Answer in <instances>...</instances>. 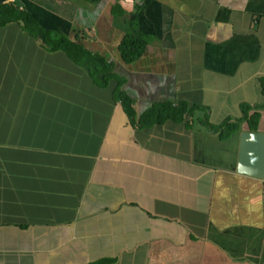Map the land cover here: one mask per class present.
<instances>
[{
  "label": "crops",
  "instance_id": "crops-1",
  "mask_svg": "<svg viewBox=\"0 0 264 264\" xmlns=\"http://www.w3.org/2000/svg\"><path fill=\"white\" fill-rule=\"evenodd\" d=\"M0 4L113 62L137 100L131 117L115 80L0 26V264H264V179L237 171L246 121L208 126L248 105L264 132V0ZM134 14L149 44L126 63ZM161 100L206 111L142 125Z\"/></svg>",
  "mask_w": 264,
  "mask_h": 264
},
{
  "label": "trees",
  "instance_id": "trees-1",
  "mask_svg": "<svg viewBox=\"0 0 264 264\" xmlns=\"http://www.w3.org/2000/svg\"><path fill=\"white\" fill-rule=\"evenodd\" d=\"M123 13V10L120 11V13L115 11L116 16L122 15ZM135 19L136 14L132 16L129 23V30L126 31L125 36L119 45L121 57L126 63H132L140 59L149 44L148 36L144 35L137 29L134 22ZM12 22L21 24L25 31L33 37L40 39L49 50L64 51L69 54L74 60L89 71L98 84L106 85L111 80H115V100L121 101L130 116L135 117L137 100L124 89L127 80L115 73L113 62L107 61L99 53L92 52L84 48L68 36L60 35L56 32L43 28L29 12L20 9L18 5L0 4V26L7 25ZM195 109H202L206 111V108L203 106H189L185 101H156L141 115L140 123L142 125L151 126L154 124H162L167 120L181 122L186 116L192 115ZM242 110L243 117L241 119H237L235 122H231L229 119L220 125L216 126L208 124V126L213 131L220 132L222 138L224 139L239 133L241 123L244 121H246L249 131H257L261 119L260 111H254L250 114L251 106L248 105H242ZM206 119L207 116L201 121L206 124ZM98 264H102V262Z\"/></svg>",
  "mask_w": 264,
  "mask_h": 264
},
{
  "label": "water",
  "instance_id": "water-1",
  "mask_svg": "<svg viewBox=\"0 0 264 264\" xmlns=\"http://www.w3.org/2000/svg\"><path fill=\"white\" fill-rule=\"evenodd\" d=\"M237 171L264 179V132H241Z\"/></svg>",
  "mask_w": 264,
  "mask_h": 264
}]
</instances>
